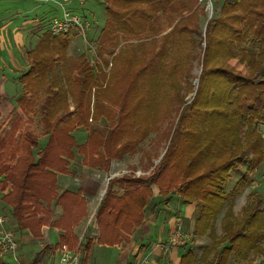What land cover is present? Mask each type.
Listing matches in <instances>:
<instances>
[{"label":"trees","instance_id":"obj_1","mask_svg":"<svg viewBox=\"0 0 264 264\" xmlns=\"http://www.w3.org/2000/svg\"><path fill=\"white\" fill-rule=\"evenodd\" d=\"M103 2L100 56L111 53L105 48L124 44L118 57H112L105 84L83 54L69 60L72 31L55 36L46 30L26 54L28 68L20 76L24 92L16 99L24 118L17 117L10 130L0 133L1 200L10 206L17 229L39 237L43 225L56 227L62 233L54 248L82 247L86 257L93 242H128L133 229L146 218L155 221L161 204L175 195L181 206L195 203L192 237L210 239L197 259L188 248L182 264H251L250 253L264 254V196L247 193L239 215L232 200L264 162V0H223L203 38L198 0ZM135 39L141 41L129 43ZM195 61L200 65L196 87L190 80ZM188 92H193L189 101ZM37 113L49 137L35 153L38 137L23 125L31 124L30 116ZM90 115L97 122L106 119L105 133L90 126ZM79 127L89 131L82 144L72 135ZM148 138L150 151L141 149ZM74 148L91 169L108 171L112 159L137 151L149 164L144 165L147 175L125 173L108 180L95 209L97 235L83 245L73 228L86 216V199L80 190L56 191V172L67 171ZM158 148L163 152L155 163L151 158ZM240 164L243 173L227 190L230 173ZM152 185L160 199L146 216ZM52 205L62 209L56 219ZM222 211L221 233L216 234ZM19 257L20 264H29ZM3 258L0 264H13Z\"/></svg>","mask_w":264,"mask_h":264},{"label":"rangeland","instance_id":"obj_2","mask_svg":"<svg viewBox=\"0 0 264 264\" xmlns=\"http://www.w3.org/2000/svg\"><path fill=\"white\" fill-rule=\"evenodd\" d=\"M222 2L223 0H198L199 8H198V13H197V16H198L197 25L202 35V38L204 36V30H205L207 22L211 18H214L218 15ZM67 6L72 12L79 14L80 16H82L84 19L88 21V29L86 31L87 34L85 38H83V36H81L79 33L74 31L72 37L70 38L71 42L69 40V43H71V45H69L68 43V47H67V55L69 56V60L74 61L77 59L79 55L83 54L86 60L89 62V64L94 68V71L102 75L103 80H104L103 84H105L106 79L109 75L111 66H112V57L115 56L116 54L118 57V50L124 45L123 41H119V43L117 42L114 48H111V49L105 48L107 52H111V53L110 54L104 53L103 55L100 56L99 51L102 48L104 41H105V38L101 33V29L105 23V8H104L103 0H70ZM58 13H59V9L56 7L55 3L52 0H0V20L2 22V25L3 26L8 25L10 26V30L11 29L13 30V31H9L4 27L2 29L0 25V29H2L4 37L8 40V42L6 41L7 48L10 49V51L11 50L15 51L14 54L18 58V60H24V61L27 60V55H26L27 52L36 45L37 41L41 38L42 34L47 30L48 22L50 18L54 15H57ZM169 29L170 28L159 32V35L160 36L163 35L165 32L169 31ZM16 32L23 33V36L25 35L24 45H20L19 43L14 44L15 41L13 40V35ZM200 39L201 38L198 37V40ZM139 41L141 40L135 39V40H130L129 43L134 45L138 43ZM201 45L204 46V42H202ZM10 54L12 55V53ZM56 72L58 74H61L62 67L60 64H57ZM199 72H200V65H198V63L195 61L193 65V70H192V77L190 79L194 87H196L194 85V81L197 80L196 77L199 74ZM192 94L193 92L186 93L185 100L189 101ZM69 103H70L69 104L70 109H72L73 105L71 101ZM90 104H91V109H92L93 95H91ZM17 117L20 119L24 118L22 112L13 113L11 115L10 124L8 125L9 128L5 127L3 130L0 131V133L1 132L4 133L5 131L7 132L8 130H10L11 125L16 121ZM91 117L92 115H90L88 118V123L90 124V126L96 127L97 129L105 133L107 131L106 119L102 116L100 118L102 120L97 122V121L92 120ZM30 118H31L32 123L24 124L23 128L25 127V131H28V129H30L31 132H33L38 137V142L40 143V145L38 148L34 149V152L36 153L38 149H40L43 146V144L46 143V140L48 139L49 135L44 132L45 130L41 125L40 115L38 113L30 116ZM88 133H89L88 129L84 127H79L75 129L74 131H72V135L75 137L76 142L78 144H82L85 141ZM261 134L264 138V128L261 130ZM151 136H153V134ZM150 148L152 149L153 147L151 145V138H148L142 143L141 149L150 151L151 150ZM73 151H74V158L71 159V161H69L70 162L69 165H71L69 166V168L73 169L77 173L81 171V169L84 170L85 168H83L82 166L83 164L81 161L82 160L81 152L77 151L76 148H74ZM162 152H163L162 148H158L154 150L153 152L154 156L151 158L152 161L157 163ZM144 158L145 157L144 155H142L141 151H137L136 153L132 155H125L121 160L112 159L110 168L108 171L107 169L104 171L102 169L98 170V169L88 168V172H90V178H89L90 182H87L86 180L85 182L88 187L90 186L89 188H92L90 198L88 199L90 209H89V212L86 211V216L83 218L84 219L83 222L76 229V233H77L76 235L81 245L84 244L86 238L89 237V238L94 239L96 237L95 233H96L97 227L95 225V218H94L95 209L98 206L102 197L104 196V192L106 190L108 180L112 177H117L125 173L127 174L134 173L135 175L136 174L141 175L144 173L145 175H147L148 169H146V166L148 167L149 164H147ZM145 164L147 165L144 167ZM243 168H244V165L240 164L238 168L233 169L231 171L227 190L232 189L234 183L243 173ZM78 180H81V178H78ZM78 185H79L78 183H75L73 185L75 188H72V191L80 190L78 189ZM117 186L118 184H115L114 188L116 189ZM152 187L154 190V194L148 199V204L145 207L144 213L146 216H148L149 214V206H151L153 202L158 201L160 199V196L157 194V188L153 185ZM58 190H61V189H58L57 187L56 191L59 192ZM250 191L259 192L264 196V162L254 172L253 181L242 191V193H240L236 198L232 200L234 214H238V215L240 214L241 207L244 205L246 201V195ZM81 195H82V192H81ZM191 205H194V207H196L195 203H191ZM52 206L57 207L58 205H52ZM179 206H180V200L175 195L172 197L169 203L161 204L160 211H159L160 213H158V219L162 222L164 219L165 220L168 219L170 221V223L168 224L173 225V228L170 231V233H168L169 231L168 229L166 230L165 234L161 233L158 235H156V231L154 230L151 231L152 232L151 234L152 243L142 244V247L152 249L153 246L151 247V245H154L155 248L156 246L160 248V246L166 244V242L169 239V235L171 234V232L173 231L175 227L177 219L179 220L178 222H180V224L183 225L186 230H187V226L188 228L191 227L189 232L190 231L192 232L193 225L192 224L186 225L184 223V220H183L184 218L179 214L180 212L179 211L180 209H178ZM190 209L192 210L193 207L192 206L191 208L188 207V210ZM193 211L195 212V210ZM52 212L54 215V207H52ZM61 212H62V209H61ZM222 213L223 211L217 216V220L215 223L216 234L221 233L219 223H220ZM53 215H52V218H53ZM191 216L192 214L189 215L190 218ZM180 217L182 218L183 221L181 220ZM172 219L173 220L175 219L173 224L171 223ZM149 220L150 219L146 218L144 223L148 222ZM146 231H149V226L147 223L141 226V228L139 227V228L133 229V232L131 233L130 239L128 242H123L119 244L117 247L107 249V251L105 250V246L95 245L91 249L89 256L85 262L83 260L84 253L82 251V247L76 248L74 249L78 252L76 264H127V263L134 264L135 255L132 253L134 252L133 251V248L135 247L134 245L135 243H138L141 241V238L143 235L146 234ZM15 234L18 236L16 232ZM28 242H26V244ZM209 243H210V239L208 237L204 236L202 238H198V237H192L191 235L189 236L187 244H185V246L190 245L192 247L194 256L197 259L201 253L202 248L208 245ZM33 245H35L34 247L35 250L39 252L48 253L52 249V248H49L48 244L45 245V241L44 242L37 241ZM262 245L264 246V240L262 241ZM34 248H31L30 250H24L25 258H27L28 260L32 258V255H33L32 252L34 251ZM253 255H254L253 253H250V257L254 258L251 264H264V254L257 255L256 257H253ZM148 257L149 255L147 257H144V259L142 258L143 260L141 259L142 261L140 260L141 262L138 264H141L142 262H145L146 264L147 262L146 258ZM159 258H162V257L160 256ZM3 259L6 262L12 263V261L8 257H4ZM17 264H19V262ZM160 264H166V263L161 262ZM230 264H234V262L231 261Z\"/></svg>","mask_w":264,"mask_h":264},{"label":"crops","instance_id":"obj_3","mask_svg":"<svg viewBox=\"0 0 264 264\" xmlns=\"http://www.w3.org/2000/svg\"><path fill=\"white\" fill-rule=\"evenodd\" d=\"M0 25L2 29L4 27L9 31H13L12 29L10 30V26L8 25L3 26L1 20H0ZM2 29H0V131L3 130L5 127L9 128L8 125L10 124L11 115L13 113L21 112L18 109H16V99L24 92V86L20 82V76L25 71H27V68H28L27 60L25 61L18 60V58L14 54L15 51L14 50L10 51V49L7 48L6 41L8 42V40L4 37ZM24 36H23V33H19V32L14 33L13 35V40L15 41L14 44L19 43L20 45H24V41H25ZM69 45H71V43H69ZM10 53H12V55ZM69 166L71 165H68L67 171L65 173L56 172L57 187L58 189H61L62 191L65 189L72 191V188H75L73 185L75 183H78L79 184L78 189L81 190L82 195L86 199V211L89 212L90 205H89L88 199L90 198L92 188H89L90 186L88 187L85 182V180L87 182H90L89 181L90 172H88V167L82 165L83 168L85 169L84 170L81 169V171L76 173L73 169L69 168ZM78 178H81V180H78ZM61 190H58V191L62 192ZM2 194L3 193H0V198ZM191 206L193 207V209L188 210V207L191 208ZM52 207H54V215L52 219H56L61 213V208L59 206L57 207L52 206ZM178 209H181L180 215L184 218L183 219L184 223L186 225H190V224L193 225V219H194V214L196 212V207H194V205L187 204L184 206L180 205ZM193 210H195V212ZM191 214L192 216L190 218L189 215ZM0 215H3L5 217V220H6L5 226L8 229L12 230L14 233L16 232L18 234V236L16 235L18 237V242H19V255L18 256L22 255L24 260H26L29 264H56L57 263L58 247L56 248L54 247H55V244L59 242L60 234L62 233L60 229L56 227H52V226L43 225L41 227L42 236H39V237L32 236L29 233V231L26 229L18 230L15 222L10 216V206L6 204L4 201H2L1 199H0ZM175 219L174 220L172 219L171 221L172 224L175 221ZM83 220L84 219L82 218L78 222V224L74 226L73 234L75 235L77 234L76 229L83 222ZM159 221L160 220L158 219V216H157L155 221L149 220L148 222L144 223V224L146 223L148 224L149 231H146V234L142 236L141 241L138 243H135L134 245L135 246L133 248L134 252H132L135 255L134 264L140 263L144 259V257H147L148 255L149 257L146 258L147 259L146 264L148 263V261H149L148 264H160L161 262L166 263V264H179L181 263L180 261L181 255L188 248H192L190 245L189 246L188 245L187 246L185 245L177 246V247L170 248L169 250L163 249L162 246H160V248L156 246L155 248L154 245H151V247L153 246L152 249L142 247V244L152 243V239H151L152 232L151 231L153 230L156 231V235H158L161 233L165 234L166 230L168 229H169L168 233H170V231L172 230L173 225L168 224L170 223L168 219L166 220L164 219L163 222L160 221L162 224ZM95 225H96V222H95ZM190 229L191 227L188 228L187 226V230L185 229V231L189 232ZM97 232L98 231L96 229L95 235H97ZM37 241H43V242L45 241V245L48 244L49 248H52V249L48 253L39 252L35 250L34 248L35 245L33 244L36 243ZM26 242L28 243L26 244ZM95 245L100 246V244L93 243L89 249V253ZM103 246H105V250L107 251V249L117 247L118 245H113V246L103 245ZM31 248H34V251L32 252L33 253L32 258L28 260L27 258H25L24 250H30ZM89 253L87 254L86 257H85L86 254L83 255L84 262L87 260ZM160 256L162 258H159ZM13 264L15 263L13 262ZM141 264H145V262H142Z\"/></svg>","mask_w":264,"mask_h":264},{"label":"built area","instance_id":"obj_4","mask_svg":"<svg viewBox=\"0 0 264 264\" xmlns=\"http://www.w3.org/2000/svg\"><path fill=\"white\" fill-rule=\"evenodd\" d=\"M56 7L59 9V13L50 18L48 22L47 30L51 35H60L68 33L70 31H76L83 38H85L88 29V21L77 13L72 12L68 8L70 0H52ZM5 217L0 215V256L8 257L12 263L19 262V242L16 234L5 226ZM179 220L175 224V227L166 244L162 245L165 250L180 246L188 240L191 236V231H184ZM77 251L71 250L66 244L60 245L58 248V257L56 264H76ZM182 264V263H181Z\"/></svg>","mask_w":264,"mask_h":264},{"label":"water","instance_id":"obj_5","mask_svg":"<svg viewBox=\"0 0 264 264\" xmlns=\"http://www.w3.org/2000/svg\"><path fill=\"white\" fill-rule=\"evenodd\" d=\"M194 85H195V86L197 85V80L194 81Z\"/></svg>","mask_w":264,"mask_h":264}]
</instances>
